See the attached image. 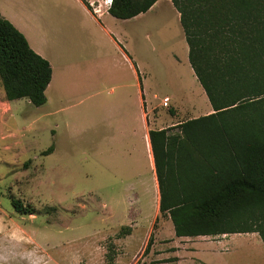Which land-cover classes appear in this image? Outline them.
I'll use <instances>...</instances> for the list:
<instances>
[{
  "label": "rangeland",
  "instance_id": "374dc122",
  "mask_svg": "<svg viewBox=\"0 0 264 264\" xmlns=\"http://www.w3.org/2000/svg\"><path fill=\"white\" fill-rule=\"evenodd\" d=\"M169 1L162 0L145 18L130 22L137 31L131 51L149 73L148 88L152 94L157 93L159 103L164 97L170 98L168 106L156 109L158 118L164 111V127L190 119L194 116L192 108L199 110L197 117L212 113L203 87L189 78L188 45ZM144 34V40L139 38ZM108 90L99 109L48 116L46 106H35L25 99L6 100L0 78V223L4 227L0 250H37L68 263L71 260V264H87L82 254L95 244L96 250L105 251L106 256L111 247L112 259L105 257L106 264H114L126 249L129 252L123 254L121 264H128L134 251L135 264H142L145 258V264H179L177 257H171L175 250L188 251L194 245L219 239L183 238L177 248L171 247L173 223L162 215L153 221L156 212L149 193L131 195L133 205L128 216L127 208H123L128 196L121 185L124 177L111 163L119 150L127 151L128 142L118 145L110 140L111 119L118 102ZM87 102L84 100V105ZM19 201L36 212L18 213ZM128 218L135 236L133 243L125 247L122 239L127 235L118 238L117 233L122 227L118 226ZM104 228L110 234L102 243H96ZM151 235L152 244L146 251ZM245 238L228 242L229 251L220 257L228 264H264L254 239L251 243L239 241Z\"/></svg>",
  "mask_w": 264,
  "mask_h": 264
},
{
  "label": "trees",
  "instance_id": "16d2710c",
  "mask_svg": "<svg viewBox=\"0 0 264 264\" xmlns=\"http://www.w3.org/2000/svg\"><path fill=\"white\" fill-rule=\"evenodd\" d=\"M171 1L212 113L149 131L160 214L178 237L257 232L264 243V0ZM156 2L112 0L109 12L129 19ZM0 78L6 100L47 102L50 62L1 12ZM16 211L36 212L21 201Z\"/></svg>",
  "mask_w": 264,
  "mask_h": 264
},
{
  "label": "crops",
  "instance_id": "0c3cea01",
  "mask_svg": "<svg viewBox=\"0 0 264 264\" xmlns=\"http://www.w3.org/2000/svg\"><path fill=\"white\" fill-rule=\"evenodd\" d=\"M87 1L93 11L82 0H0V12L52 66V80L46 89L47 102L41 105L47 107L48 116H69L85 109H99L105 99L104 93L109 89L108 95L115 98L114 102H118L115 117L111 119L113 131L110 140L118 145L128 142L127 151L119 150L111 160L112 167L124 177L121 185L124 194L128 196L123 201V208H127L129 216L130 206L133 205L130 203L131 195L138 197L149 193L155 205L154 221L161 215L160 193L149 131L166 128L164 111H160L161 118L156 116V109L163 106V100L159 103L157 93H151L148 88L149 73L138 64L131 51L137 31L130 22L141 16L145 18L157 9L162 0H157L147 12L129 19H119L110 14L109 6L102 0ZM169 3L172 5L171 0ZM176 15L180 21V13L177 10ZM145 35L139 38L144 40ZM188 75L192 83L194 80L198 81L192 67ZM86 99L88 102L84 105ZM208 110L210 108L206 111ZM191 111L194 114L191 118L198 116L196 113L199 110L197 112L192 108ZM131 223V218H128L118 227ZM0 232H4L1 223ZM134 233L135 228L122 239L125 247L133 243L131 239L135 236ZM108 234L110 232L104 228L98 233L96 243H102ZM200 237L204 236L195 238ZM212 237L219 239L204 245H194L188 251L177 249L172 252L171 257H177L179 264L183 261L184 264H228L227 260L223 261L220 256L229 251L228 242L236 241L239 237H246L239 239L244 243H251L254 239L256 247L261 249L264 256V243L257 232L226 233ZM183 238L191 237L172 235V241L169 242L171 247L177 248V242ZM93 247L85 255L82 254L86 263L106 264L105 251H97L95 244ZM125 252L129 251L126 249ZM134 252L131 258L128 255L131 259H126L128 264L136 263L137 252ZM163 252L161 251V254H164ZM123 254L117 256L114 264H121V260L125 259ZM145 260L146 258L142 264L146 263ZM54 261L56 264H71V260L69 263L58 260L48 252L44 254L37 250H0V264H50Z\"/></svg>",
  "mask_w": 264,
  "mask_h": 264
},
{
  "label": "built area",
  "instance_id": "2783aa9c",
  "mask_svg": "<svg viewBox=\"0 0 264 264\" xmlns=\"http://www.w3.org/2000/svg\"><path fill=\"white\" fill-rule=\"evenodd\" d=\"M104 4L108 5L109 7L111 6L112 4V0H102ZM169 100L170 98L169 97H164L163 99V106H168V103H169Z\"/></svg>",
  "mask_w": 264,
  "mask_h": 264
}]
</instances>
